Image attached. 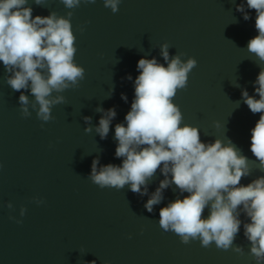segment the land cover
I'll use <instances>...</instances> for the list:
<instances>
[{
	"label": "water",
	"instance_id": "95a60500",
	"mask_svg": "<svg viewBox=\"0 0 264 264\" xmlns=\"http://www.w3.org/2000/svg\"><path fill=\"white\" fill-rule=\"evenodd\" d=\"M243 3L121 0L113 14L103 0L74 9L60 0L40 5L28 0L33 17L54 13L67 19L72 13L73 61L84 69V77L76 87L52 93L62 95L64 102L53 106L51 119L43 122L25 90L30 115L22 116L21 93L6 84L10 73L0 66V264H255L243 236V214L233 241V247L242 248L239 254L214 243L201 247L199 240L182 244L176 234L163 231L159 209L180 194L170 186L151 213L144 209L164 178L159 169L146 181L148 194L143 196L130 192L128 185L101 189L89 179L93 159H98V169L120 164L114 158L113 127L129 111L137 61L155 58L166 66L160 54L164 44L169 61L180 53L182 61H196L186 86L172 98L182 124L197 128L202 142L230 140L240 149L250 169L241 184L264 176L248 150L250 129L260 114H252L240 98L242 89L252 95V83L264 69L247 52L257 32L254 10L247 21L236 11ZM97 108L116 112L104 140L94 130L84 131L97 126ZM84 117L91 122L85 124ZM207 215L206 208L202 218Z\"/></svg>",
	"mask_w": 264,
	"mask_h": 264
},
{
	"label": "clouds",
	"instance_id": "9594fccd",
	"mask_svg": "<svg viewBox=\"0 0 264 264\" xmlns=\"http://www.w3.org/2000/svg\"><path fill=\"white\" fill-rule=\"evenodd\" d=\"M42 2L33 0L36 5ZM60 2L65 8L74 9L96 0ZM120 3L121 0H103V6L113 14ZM27 4L28 0H0V66L10 73L6 84L21 93L18 103L22 116L30 115L28 96L21 91L25 90L34 98L32 107L38 106L37 118L48 122L51 108L64 102L62 95L53 97L52 93L76 87L84 77V69L73 61L76 48L70 24L72 13H67V19L54 13L33 17ZM249 10L255 12L257 35L248 41L247 52L264 63V0H244L236 7L245 21L250 19ZM167 48L164 44L160 51L166 66L155 58L137 61L139 74L133 81V100L123 122L113 127L114 158L121 162L98 169L99 161L93 159L89 179L101 189L119 190L128 185L130 192L143 196L148 194L146 181L159 169L164 178L144 203V209L151 213L153 206L162 202V192L170 186H175L180 194L159 209L158 225L163 231L176 234L182 244L199 240L201 247L214 243L218 249L231 247L239 254L242 248L233 247V241L243 214L247 220L243 223V236L250 245L249 255L255 264H264V176L241 184V178L248 177L250 169L249 160L240 149L230 140L202 142L197 128L182 124L181 112L172 98L186 86L196 61H182L183 53L169 61ZM252 87V95L242 89L240 98L252 114H260L250 129L248 150L264 171V69L259 71ZM121 100L127 102V97L122 94ZM96 111L101 113L97 126L84 131L94 130L104 140L116 112L114 108ZM84 122L89 124L91 118L84 117ZM206 208L208 215L202 218Z\"/></svg>",
	"mask_w": 264,
	"mask_h": 264
}]
</instances>
